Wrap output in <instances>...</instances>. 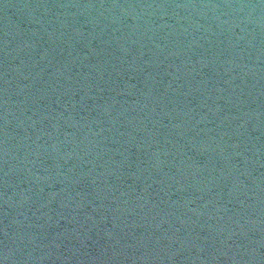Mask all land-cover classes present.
<instances>
[{
  "label": "water",
  "instance_id": "95a60500",
  "mask_svg": "<svg viewBox=\"0 0 264 264\" xmlns=\"http://www.w3.org/2000/svg\"><path fill=\"white\" fill-rule=\"evenodd\" d=\"M0 264H264V0H0Z\"/></svg>",
  "mask_w": 264,
  "mask_h": 264
}]
</instances>
